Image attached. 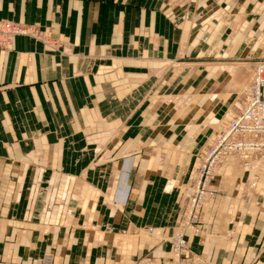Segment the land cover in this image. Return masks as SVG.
<instances>
[{
    "label": "crops",
    "instance_id": "1",
    "mask_svg": "<svg viewBox=\"0 0 264 264\" xmlns=\"http://www.w3.org/2000/svg\"><path fill=\"white\" fill-rule=\"evenodd\" d=\"M263 9L264 0H0V21L35 26L47 41L18 36L0 49V264L169 258L194 157L229 121L227 111L207 115L237 96L244 105L264 51ZM211 52L221 62L198 60ZM193 120L199 130L186 128ZM234 159L216 168L199 232L184 231L188 254L264 264V160L244 169Z\"/></svg>",
    "mask_w": 264,
    "mask_h": 264
},
{
    "label": "built area",
    "instance_id": "2",
    "mask_svg": "<svg viewBox=\"0 0 264 264\" xmlns=\"http://www.w3.org/2000/svg\"><path fill=\"white\" fill-rule=\"evenodd\" d=\"M25 36L47 44L45 36L37 27L11 21H0V49L9 50L14 39ZM233 156L250 168L255 161L264 159V51L254 62L253 77L246 89V99L240 112L220 126L215 139L198 156V163L192 178V188L185 197L175 231L170 243L169 259H140L133 264H212L210 261L186 255L185 229L199 230L201 210L218 191L212 185L216 168L225 157ZM153 229H147L152 235Z\"/></svg>",
    "mask_w": 264,
    "mask_h": 264
},
{
    "label": "rangeland",
    "instance_id": "3",
    "mask_svg": "<svg viewBox=\"0 0 264 264\" xmlns=\"http://www.w3.org/2000/svg\"><path fill=\"white\" fill-rule=\"evenodd\" d=\"M220 6H224V5H217V7H220ZM235 7L233 8V9H236L237 7V5H234ZM264 10V9H263ZM246 12H247V14H245V16L242 18V22H244L245 20H247L248 18H250V17H252L253 16V14H248L249 12H253L252 10L251 11H247L246 10ZM254 13V12H253ZM263 13H264V11H263ZM244 15V14H243ZM223 36V35H222ZM222 50V48H220L219 49V51H221ZM213 53L214 52H211V54H210V56H204V57H202V58H198V60H202L201 62H204L205 64H218V62H221V58H214V56H213ZM208 66H211V65H208ZM205 71H207V69H205V70H203V68L201 67L199 70H197V72L199 73V75H194V77H197L198 78V80L200 81V79H201V77L205 74ZM196 82H194V84H195ZM191 85V84H190ZM190 85H188V86H186L185 87V91H186V95L188 96V95H190V94H194V92L195 91H192L191 90V86ZM178 91L176 90V89H174V87H173V89L170 91V94H173V93H177ZM180 93L182 92V90H180L179 91ZM212 91L211 90H209V89H206V90H203L202 92H201V94H200V96L201 95H203V97H200L199 96V103H200V105H199V107L200 106H202V105H204L205 104V100L208 98V96H210V93H211ZM205 95V96H204ZM208 95V96H207ZM203 98V99H202ZM197 100V98H195V101ZM211 100V99H210ZM218 100L217 99H213L212 101H211V106H213V107H216L215 106V103L217 102ZM241 101H242V99L241 98H239L238 96L236 97V98H234L233 100H231L230 101V103H227L226 101H222L221 102V104L219 105V106H217L216 108H215V110H212V112L210 113H208V117H211V115H212V118H210L211 119V121L210 122H216L219 118H220V116L222 115V114H224L226 111V120H231V118L233 117H235L236 115H237V113L239 112V110H240V104H241ZM199 107H196V109H193V110H189V107L187 108V111H188V113H193L194 112V115H195V117H197L198 115H199V113H201L200 111V108ZM192 117V116H191ZM194 117V116H193ZM232 118V119H233ZM215 119V120H214ZM198 122V120H196V121H188L187 122V124H186V128L189 130V129H193V126H191V125H196V123ZM228 121H221L220 123H219V128H220V126L221 125H223L224 123H227ZM196 127L198 128V130L202 127L201 125H199V126H197L196 125ZM212 127V126H211ZM214 127V126H213ZM212 127V128H213ZM212 128H208L207 130H206V132H203V134H202V137L204 136V135H206L208 132H210V130L212 129ZM201 137V138H202ZM198 154L197 155H195V159H196V157L198 158ZM194 159V160H195ZM237 159V158H236ZM236 159H234V160H236ZM238 160V159H237ZM236 160V161H237ZM264 160V159H263ZM195 163H196V166H197V163H198V160H196L195 161ZM254 164H255V162H253L252 163V165H251V167L250 168H252L253 166H254ZM242 165V164H241ZM242 167L244 168V169H249V168H247V167H245V166H243L242 165ZM196 168V167H195ZM214 179H215V173H214V176H213V179H212V185L215 187V189L217 190V187L215 186V184H214ZM218 191V190H217ZM187 195H188V193L186 194H184V193H182V195H181V197H180V210L182 209V207H183V204H184V200H185V197H187ZM213 200V199H212ZM212 200H210V201H208L207 202V204L204 206L205 208L208 206V204L212 201ZM213 202V201H212ZM211 202V203H212ZM203 207V208H204ZM180 212L181 211H179V215H178V218H177V223H178V220H179V216H180ZM176 223V224H177ZM175 227H176V225L174 226V231H175ZM147 229H149V228H147ZM147 229H140L139 231L140 232H142V233H144L145 235H148L147 234ZM154 230V229H153ZM192 232H193V230L192 229H190ZM173 231V232H174ZM199 232V231H198ZM197 232V233H198ZM194 233V232H193ZM194 234H196V233H194ZM171 237H172V235H171ZM170 237V238H171ZM170 238L168 239L169 241H170ZM162 241L164 242V240L162 239ZM160 243H161V241H160ZM123 252H125V250L123 249L122 250ZM186 255H187V257H189V258H194L195 256H189V254H188V248H187V252H186ZM171 257V255L169 256V258ZM196 257H198V258H201V257H199V256H196ZM148 257H146V256H143V257H140L138 260H140V259H147ZM169 258H167V259H169ZM149 259H153V258H149ZM201 259H203V258H201ZM204 260H206V259H204ZM136 262V261H135ZM134 263V262H133ZM132 263V264H133Z\"/></svg>",
    "mask_w": 264,
    "mask_h": 264
}]
</instances>
